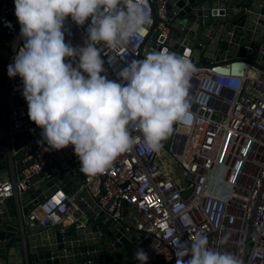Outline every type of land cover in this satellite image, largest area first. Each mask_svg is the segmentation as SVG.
Segmentation results:
<instances>
[{"label":"built area","instance_id":"built-area-1","mask_svg":"<svg viewBox=\"0 0 264 264\" xmlns=\"http://www.w3.org/2000/svg\"><path fill=\"white\" fill-rule=\"evenodd\" d=\"M167 2L144 0L151 17L146 34L115 49L97 45L104 61L102 75L119 82L117 73L127 62L152 51L145 43L154 41V34L167 35ZM14 11L13 0H0V32L11 41L0 122L6 159L0 205L71 173L79 175V189L69 195L60 181L36 206L19 214V224L45 231L58 226L61 233L69 226L84 228L74 215L79 210L75 200L86 203L80 195L84 192L99 208L95 217L105 216L101 225L121 222L126 231L138 234L137 249L147 253V264H176L178 241L190 244L198 235L207 238L210 248L236 255L241 264H264V72L242 59L194 70L187 97L190 125L174 124L157 152L137 145L104 173L85 175L71 146L48 151L41 144L42 130L27 116L22 81L8 77L7 68L23 46ZM88 23L77 26L67 18L66 42L81 46ZM19 166L24 167L16 173ZM133 264L140 262L135 259Z\"/></svg>","mask_w":264,"mask_h":264},{"label":"clouds","instance_id":"clouds-1","mask_svg":"<svg viewBox=\"0 0 264 264\" xmlns=\"http://www.w3.org/2000/svg\"><path fill=\"white\" fill-rule=\"evenodd\" d=\"M13 2L23 46L7 74L20 77L28 119L42 130L48 151L71 146L79 171L94 176L137 145L159 151L174 124L193 122L187 97L194 65L186 55L153 50L127 62L119 82L102 75L97 45L115 49L146 34L151 17L144 0ZM69 17L77 26L89 21L81 46L65 40ZM175 255L176 264H241L236 255L210 248L203 235L190 244L178 241ZM136 259L147 264L148 255L137 249Z\"/></svg>","mask_w":264,"mask_h":264},{"label":"water","instance_id":"water-1","mask_svg":"<svg viewBox=\"0 0 264 264\" xmlns=\"http://www.w3.org/2000/svg\"><path fill=\"white\" fill-rule=\"evenodd\" d=\"M166 10L167 35L148 40L146 48L186 55L194 70L242 59L264 72V0H168ZM10 43L0 32V122L4 117V73ZM2 143L0 138V174L6 167ZM20 157L18 154L13 159ZM23 167H17L15 172L20 173ZM60 181L69 195L81 186L79 175L67 173L30 187L0 205V264H122L123 249L130 243L137 247L138 234L126 231L121 222L101 225L99 222L105 216L95 217L99 208L84 192L80 195L86 203L76 199L79 210L74 213L84 228L69 226L61 233L58 226L45 231L39 226L28 228L19 224V214L36 206ZM74 183L77 185L70 189Z\"/></svg>","mask_w":264,"mask_h":264},{"label":"rangeland","instance_id":"rangeland-1","mask_svg":"<svg viewBox=\"0 0 264 264\" xmlns=\"http://www.w3.org/2000/svg\"><path fill=\"white\" fill-rule=\"evenodd\" d=\"M154 36L156 38L157 34H154ZM201 60L202 58H200V62ZM123 251L125 253V256L122 264H133L136 259L137 247L130 243L127 247L123 249Z\"/></svg>","mask_w":264,"mask_h":264},{"label":"crops","instance_id":"crops-1","mask_svg":"<svg viewBox=\"0 0 264 264\" xmlns=\"http://www.w3.org/2000/svg\"><path fill=\"white\" fill-rule=\"evenodd\" d=\"M2 175H3V172H2Z\"/></svg>","mask_w":264,"mask_h":264}]
</instances>
